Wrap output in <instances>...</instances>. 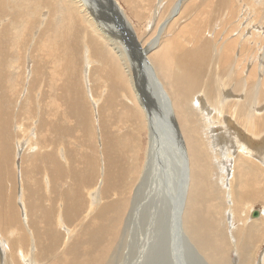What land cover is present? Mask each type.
I'll return each instance as SVG.
<instances>
[{
	"label": "bare ground",
	"instance_id": "6f19581e",
	"mask_svg": "<svg viewBox=\"0 0 264 264\" xmlns=\"http://www.w3.org/2000/svg\"><path fill=\"white\" fill-rule=\"evenodd\" d=\"M172 2L0 0V264H264V0Z\"/></svg>",
	"mask_w": 264,
	"mask_h": 264
},
{
	"label": "rangeland",
	"instance_id": "374dc122",
	"mask_svg": "<svg viewBox=\"0 0 264 264\" xmlns=\"http://www.w3.org/2000/svg\"><path fill=\"white\" fill-rule=\"evenodd\" d=\"M130 2H131V4H132V6H133V9L131 8V10L128 8V6L126 5V3L124 2V0H120V2L122 3V6L124 7V9H125V12L127 13V16H128V18L130 19V22H132V24L135 26V28L137 29V32H138V36H139V38H140V40L142 41V42H149V40H150V38L152 37L151 35H155V33H156V35H158V33L156 32L157 31V28H158V25L160 24V23H163V21L164 20H166V18L168 17V15L170 14V9H171V7H172V4H173V0H166V3L165 4H163L162 5V7L158 10V13H156V14H154V12H155V9H156V7H157V5H156V3H155V5H153L154 6V8H153V6H151V8L150 9H148V8H145L149 3H150V5L152 4V2L153 1H149V0H146V1H144V3L142 4L141 3V0H129ZM169 2V3H168ZM149 6V5H148ZM134 10H136L137 12H139V13H141V15L142 16H144L143 18H141L140 20H138L134 15H133V13H132V11H134ZM260 10L262 11V13H263V15H264V6H261L260 7ZM153 11V12H152ZM152 12V13H151ZM153 14V15H152ZM192 15V14H191ZM111 21H112V19H111ZM110 21V22H111ZM184 22H185V24L188 22V19L187 20H182V21H180V26H182V25H184ZM153 23V24H152ZM182 23V24H181ZM112 24H115V28H117L118 26L116 25V23H114V21H112L111 23H110V26L111 27H114V25H112ZM149 25V26H148ZM264 25V23L262 24V26ZM109 26V27H110ZM160 27H162V25H159ZM180 26H174V27H172L169 31L167 30V32H166V36H168V34H170V33H175V32H177L178 30H179V27ZM261 26V28H264V27H262ZM254 27V26H253ZM252 27V28H253ZM177 29V30H176ZM115 31V30H114ZM257 32V31H256ZM154 33V34H153ZM168 33V34H167ZM187 33V31L184 33V34H186ZM147 34V35H146ZM125 35V34H124ZM181 35H183L182 33H181ZM184 37V36H183ZM167 38H165V40H166ZM28 45V49H27V52L29 51L30 52V48H31V45H32V42L30 43V42H28L27 43ZM29 46H30V48H29ZM84 52V51H83ZM150 53H152V52H150ZM25 56H26V54H25ZM28 56V59H27V61L28 62H26L27 64L28 63H30V57H29V55H27ZM83 56H84V54H83ZM28 66V65H27ZM144 71H145V67L144 66H138L137 67V74L139 73V77L141 78V80H142V92H143V94L147 97V99L149 100V102L150 103H152L153 105H154V107H160V101L162 100V95H161V93H160V91H159V89H158V87L155 85V83L153 82V81H151V79H149V78H147V77H145V75H144ZM143 83H147L145 86H144V88H143ZM164 107H166L167 108V104H166V102L164 103ZM157 112H158V115H159V111H158V109H157ZM170 114V113H169ZM165 116H166V113H165ZM164 116V117H165ZM159 120H161V123L163 122V119L160 117L159 118ZM167 121H169V120H166V122ZM159 140V139H158ZM159 142H161V140H159ZM262 145H263V143H260V145H258L257 144V142L256 143H254V145L252 144V146L253 147H262ZM169 146H174L175 148H177V149H179L175 144H172L171 143V141L169 140ZM264 146V145H263ZM263 154H264V152H263ZM179 157V156H178ZM172 162V161H171ZM182 165H183V162H181V165H180V169L182 168ZM170 167V166H169ZM97 168L98 169H100V167L99 166H97ZM176 171H179V168L177 167V169H176ZM161 175V178H164V175L163 174H160ZM12 182H14V180H12V178H11V180H9V182L6 184L7 186V188L9 189V194L11 195H13V197L16 195V191H17V189H16V186H14V184H12ZM12 185V186H11ZM84 186V185H83ZM87 187H88V184L86 183V187H85V189H87ZM16 189V190H15ZM84 191H86V190H84ZM112 198H115L114 196L112 197ZM152 205V206H151ZM17 206H18V204H17ZM255 208L256 209H259V208H262V207H264V203H256L255 205ZM152 207V208H151ZM153 207H154V203H151L150 205H149V210L150 209H153ZM141 209H142V207H141ZM147 209V210H148ZM89 210V209H88ZM87 210V211H88ZM143 210H144V208H143ZM143 210H141L140 211V215H139V218L137 219V221L135 222V225L131 222V224H133L132 225V228H131V231H130V235H129V238H128V240L131 242V245H130V247L128 248H126V244H123L121 247H120V251H119V253L117 254V258H116V261H115V264H124V263H126V264H132L133 262H134V260H135V253L136 252H138V243H140V241L142 240V238L144 237L143 236V232L145 233V230H144V225L143 224H141V217H142V211ZM146 210V211H147ZM161 213H163L162 211H161ZM87 214V213H86ZM141 216V217H140ZM82 217H85V213H83L82 214V216L81 217H78V218H82ZM85 219H83V221H84ZM78 221H80V220H78ZM133 221V220H132ZM75 223H77V222H74L73 223V225L71 226L72 228H70V226H68V228H66V230H70V231H72V230H74L75 228ZM64 225H66V223H64ZM131 226V225H130ZM138 226V227H137ZM135 227V228H134ZM137 227V228H136ZM74 228V229H73ZM153 225L152 226H150V227H148L147 226V230H148V232L151 234V232H150V230H153ZM65 230V229H64ZM136 231H138V232H136ZM142 233V234H141ZM135 234H137V235H135ZM139 237V238H138ZM129 241H128V243H129ZM135 242H137V243H135ZM142 242V241H141ZM31 243V242H30ZM126 243V242H125ZM152 242H150V243H148L149 245H151V247L152 248H156V245H155V243H152ZM154 244V246H152ZM179 245V244H178ZM180 246V245H179ZM30 248H31V246H30ZM32 249V248H31ZM30 249V250H31ZM134 250V251H133ZM29 252V251H28ZM128 252V253H127ZM152 257V256H151ZM154 260H155V256L154 257H152ZM150 259L149 258V260H148V262H146L145 264H147V263H154L153 262V259ZM125 259V260H124ZM1 260H2V256H1ZM123 260V261H122ZM156 263V262H155ZM154 263V264H155Z\"/></svg>",
	"mask_w": 264,
	"mask_h": 264
},
{
	"label": "water",
	"instance_id": "95a60500",
	"mask_svg": "<svg viewBox=\"0 0 264 264\" xmlns=\"http://www.w3.org/2000/svg\"><path fill=\"white\" fill-rule=\"evenodd\" d=\"M254 216H259V211H255Z\"/></svg>",
	"mask_w": 264,
	"mask_h": 264
}]
</instances>
